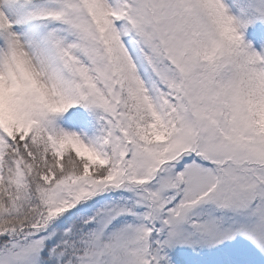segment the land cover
Here are the masks:
<instances>
[{"label": "snow or ice", "instance_id": "1", "mask_svg": "<svg viewBox=\"0 0 264 264\" xmlns=\"http://www.w3.org/2000/svg\"><path fill=\"white\" fill-rule=\"evenodd\" d=\"M0 264H264V0H0Z\"/></svg>", "mask_w": 264, "mask_h": 264}]
</instances>
